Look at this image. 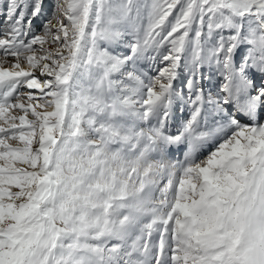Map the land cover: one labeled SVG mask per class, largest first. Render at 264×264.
<instances>
[{"label":"snow or ice","instance_id":"snow-or-ice-1","mask_svg":"<svg viewBox=\"0 0 264 264\" xmlns=\"http://www.w3.org/2000/svg\"><path fill=\"white\" fill-rule=\"evenodd\" d=\"M0 264H264V0H0Z\"/></svg>","mask_w":264,"mask_h":264},{"label":"rangeland","instance_id":"rangeland-1","mask_svg":"<svg viewBox=\"0 0 264 264\" xmlns=\"http://www.w3.org/2000/svg\"><path fill=\"white\" fill-rule=\"evenodd\" d=\"M47 3L50 4V3H51V0H47ZM53 22L55 23V21H53ZM40 24H41V21H39V20L34 21L33 27H34V29H35V31H36L37 33L40 32ZM37 47H38V46H37ZM45 47L54 48V47H56V45H53V44H51V43H48V44L45 45ZM24 89H27V88H22V89H21V92H22ZM28 91H30V90L28 89ZM31 91L35 92V90H31ZM13 143H14V142H13Z\"/></svg>","mask_w":264,"mask_h":264},{"label":"bare ground","instance_id":"bare-ground-1","mask_svg":"<svg viewBox=\"0 0 264 264\" xmlns=\"http://www.w3.org/2000/svg\"><path fill=\"white\" fill-rule=\"evenodd\" d=\"M37 78H40V77H39V73H38V72H37ZM41 79H42V78H41ZM22 92H28V89H24ZM34 94H37V95H39V93H38V91H37V90H35Z\"/></svg>","mask_w":264,"mask_h":264}]
</instances>
